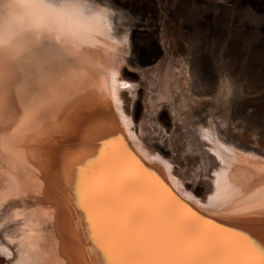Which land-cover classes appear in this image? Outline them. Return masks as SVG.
<instances>
[{
    "label": "bare ground",
    "instance_id": "obj_1",
    "mask_svg": "<svg viewBox=\"0 0 264 264\" xmlns=\"http://www.w3.org/2000/svg\"><path fill=\"white\" fill-rule=\"evenodd\" d=\"M77 2L82 14L71 35L22 33L0 45V255L12 264H95V251L86 252L94 242L78 202V167H91L101 140L118 134L117 145L126 144L192 212L264 243V156L201 129L221 165L206 202L182 190L123 110L118 54L126 39L112 30V10ZM133 49H141L136 40Z\"/></svg>",
    "mask_w": 264,
    "mask_h": 264
},
{
    "label": "rangeland",
    "instance_id": "obj_2",
    "mask_svg": "<svg viewBox=\"0 0 264 264\" xmlns=\"http://www.w3.org/2000/svg\"><path fill=\"white\" fill-rule=\"evenodd\" d=\"M84 1L112 10V30L126 39L118 54V78L130 85L120 88L123 110L182 190L206 202L221 165L201 129L264 156V0ZM0 264L12 260L0 255Z\"/></svg>",
    "mask_w": 264,
    "mask_h": 264
},
{
    "label": "snow or ice",
    "instance_id": "obj_3",
    "mask_svg": "<svg viewBox=\"0 0 264 264\" xmlns=\"http://www.w3.org/2000/svg\"><path fill=\"white\" fill-rule=\"evenodd\" d=\"M122 139L101 140L91 167H78V202L94 242L86 252L95 251V264H264V243L192 212L117 145Z\"/></svg>",
    "mask_w": 264,
    "mask_h": 264
},
{
    "label": "clouds",
    "instance_id": "obj_4",
    "mask_svg": "<svg viewBox=\"0 0 264 264\" xmlns=\"http://www.w3.org/2000/svg\"><path fill=\"white\" fill-rule=\"evenodd\" d=\"M81 14L77 0H0V45L22 33L71 35Z\"/></svg>",
    "mask_w": 264,
    "mask_h": 264
}]
</instances>
